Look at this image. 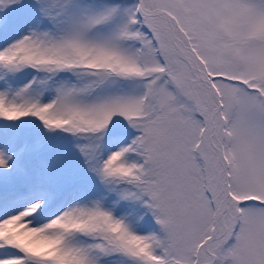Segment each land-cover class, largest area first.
Listing matches in <instances>:
<instances>
[{"label":"snow or ice","instance_id":"1","mask_svg":"<svg viewBox=\"0 0 264 264\" xmlns=\"http://www.w3.org/2000/svg\"><path fill=\"white\" fill-rule=\"evenodd\" d=\"M0 264H264V0H0Z\"/></svg>","mask_w":264,"mask_h":264}]
</instances>
